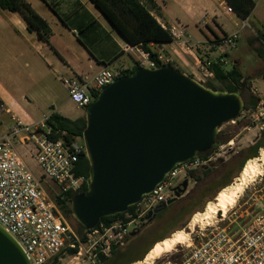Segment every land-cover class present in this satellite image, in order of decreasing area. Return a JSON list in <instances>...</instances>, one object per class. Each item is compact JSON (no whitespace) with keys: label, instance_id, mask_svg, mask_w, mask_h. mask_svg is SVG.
Returning <instances> with one entry per match:
<instances>
[{"label":"built area","instance_id":"2783aa9c","mask_svg":"<svg viewBox=\"0 0 264 264\" xmlns=\"http://www.w3.org/2000/svg\"><path fill=\"white\" fill-rule=\"evenodd\" d=\"M223 9L232 13L228 7ZM165 30L173 42L186 44L183 42L182 26L176 24ZM235 39L236 35L223 37L217 46L220 49L233 48ZM122 52L132 55L138 68H158L140 46L126 44ZM157 60L164 63L160 56ZM122 73V70L103 67L92 76L59 77V81L69 100L76 107L85 109L102 89L122 77ZM261 82L264 84V75ZM249 92L257 99L254 109L242 111L238 119L226 124L234 125L237 120H241L252 124L261 134L264 132V87L252 85ZM48 117L49 115L43 117L33 125L16 121L0 138V227L14 239L30 264H46L57 256H68V251L76 247L78 252L74 256H79L82 243L42 187V182L48 181L62 192L77 193L85 179L75 176L74 171L78 155L81 152L85 155L84 147L77 145L78 139L70 144L50 139V131L46 125ZM18 145L30 150L31 157L41 170L38 178L24 163L17 149ZM231 145L232 141H229L216 146L205 158L195 156L190 161L175 166L150 194L130 207L133 208L131 212L121 214L123 216L108 227L101 224L85 232L86 241L87 236H94L93 246L100 248V253L108 258L113 249L124 247L127 240L132 238L131 233L137 232L146 223L149 214L174 198L175 189L184 180L188 183L192 180L195 184L193 176L223 160L232 149ZM262 150L264 154V149ZM260 182L264 183V164ZM253 207L254 214L245 225L213 228L205 233L199 231L196 242L191 244L178 264H264V192L262 198L254 201ZM96 249L93 258L97 261Z\"/></svg>","mask_w":264,"mask_h":264},{"label":"water","instance_id":"95a60500","mask_svg":"<svg viewBox=\"0 0 264 264\" xmlns=\"http://www.w3.org/2000/svg\"><path fill=\"white\" fill-rule=\"evenodd\" d=\"M243 107L238 94L212 91L167 64L138 68L107 85L84 109L81 140L89 169L85 192L71 200L72 219L85 233L102 217L124 214L175 166L210 151L219 129L238 119ZM187 188L184 180L174 198L157 207L146 222ZM95 254L99 263L105 261L100 248ZM0 264H30L1 227Z\"/></svg>","mask_w":264,"mask_h":264},{"label":"crops","instance_id":"0c3cea01","mask_svg":"<svg viewBox=\"0 0 264 264\" xmlns=\"http://www.w3.org/2000/svg\"><path fill=\"white\" fill-rule=\"evenodd\" d=\"M24 1L48 24L51 35L48 44L40 41L35 33L27 30L25 22L18 14L0 10V118L1 114L9 118L7 124L3 125L0 121V138L16 121L33 125L51 112L63 116L52 96L54 94L52 89L56 84L65 90L59 77L92 76L103 67L126 71L136 66L134 57L122 52L128 43L90 0ZM154 2L162 15L161 18H157L161 27L166 29L176 24L182 26L183 42L186 44L179 42L152 44L149 46L150 49L198 83L212 80L213 76L208 72L206 65L218 58L226 65L224 58L227 56V52L213 42L234 34L228 32L221 18L227 16L230 20L241 22V25L243 22L233 13L227 11L228 14L225 13L223 8L227 6L222 0H154ZM217 8H220L224 15L219 16ZM60 18L66 19L71 28L65 27ZM91 20L95 22L94 26L97 25V29L94 34L87 35L85 41L94 56L80 44L77 34L78 27L86 26ZM193 27L200 30L203 38L192 33ZM205 30L208 33L205 34ZM33 53L42 60L47 72L52 75V82L47 78L35 76L33 69L30 72H14L9 69V65L18 58L33 61V55L31 57ZM114 58H116L114 62L107 64ZM234 63L238 64V60ZM29 83L40 84L42 90L46 92V107L49 110L47 114L44 109L35 112L34 108L29 107L23 112L18 108V103L25 97V85ZM14 110L19 112L14 114ZM18 147L27 151L26 147L19 145ZM209 170L210 168L203 171ZM203 171H199L196 176L202 179ZM231 178L233 179V176Z\"/></svg>","mask_w":264,"mask_h":264},{"label":"rangeland","instance_id":"374dc122","mask_svg":"<svg viewBox=\"0 0 264 264\" xmlns=\"http://www.w3.org/2000/svg\"><path fill=\"white\" fill-rule=\"evenodd\" d=\"M253 2L255 6L248 22L242 21L243 23L241 25V22L230 20L227 16L221 18V21L227 28L228 32L230 34L234 33L232 35H236V39L233 41V48L224 47L223 49L227 52V56L224 58L226 62L224 68L226 70L230 69L233 63L238 60V69L244 79L250 82V87L255 85L259 88H263L264 84L261 82V79L264 75V0H253ZM217 12L219 16L224 15L220 8H217ZM225 13L228 14L227 12ZM192 31L196 37L203 38V34L200 30L193 27ZM204 33L206 34L208 31L205 30ZM257 35H259L260 38H258ZM32 55L34 57L33 61L30 59L27 61L18 58L16 62L9 65V69L14 72H30V70L33 69L35 76L47 78L48 81L52 82V75L47 72L42 60L39 59L35 53L31 54V57ZM162 61L165 64L168 63V60L164 57H162ZM215 86L217 88H222L221 85L218 84H215ZM25 87V97L23 101L21 100L20 103H18V108L22 109L23 112L27 111L29 107L34 108L35 112L44 109L45 114H47L49 112L48 107H46L47 95L46 92L42 90V86L40 84L29 83L28 85L26 84ZM52 90L54 92L52 96L54 97L57 106H59L58 110H60V113L63 116L69 117L73 120L84 117V109L76 107L69 100V96L63 88H60L56 84ZM249 95L250 92L246 91L242 98L244 102L248 100ZM18 110H14L13 113L17 114L21 111ZM1 117L0 121H2V124H7L9 118L2 114ZM219 133L221 134V140H224L225 138L227 142L232 141V149L227 152L223 160L213 164L210 167L207 176H203L202 179L196 181V184H193L192 180H189L187 194H185L177 204L171 206L170 209L168 208L169 210L161 217H158L157 220L145 227L139 236L128 239L124 247H120L117 250L118 253L123 254L121 259H118L114 263L113 258L110 257L109 261L104 264H126L128 261H131V259H140L144 252L153 243L171 236L176 231L182 230L185 233L187 232L186 234H188L189 237L188 241L181 246H176L170 253L164 254L160 258L151 262V264H178L181 262L183 255L188 251L191 244L196 242L195 239L199 231L205 233L213 228L230 227L235 224H246L245 222L254 214V201L262 198L264 192V183L260 182V177H258L256 182L244 192L235 207L227 214L223 221L214 223L212 226L204 229L195 227L193 228L192 233H190L187 228L192 215L195 212L202 211L206 201L210 199L211 193L225 184H228L231 180V176H239L240 166L245 162V159L252 157L250 147L259 139L260 135L252 124L244 123L241 120H237L234 125L224 124L219 129ZM223 136L224 138H222ZM77 145L83 146L82 140L78 139ZM221 145H223V143H216L209 154ZM17 149L26 166L30 169L33 175L38 178L41 174V170L31 157V153H29L30 150L28 149L27 151H24L19 147ZM258 154L255 158L258 157ZM262 173L263 165L261 166V174ZM234 179H232L231 182H233ZM42 187L45 190L54 189V185L48 181L42 182ZM182 207H185L186 210L183 214L179 211ZM66 222L73 233L79 238L75 231L77 228L75 222L70 220H66ZM94 240V236H87L86 243H80V255L71 257L63 255L59 258L60 264H91V261H93V264H100L93 258L94 249L97 248L93 246ZM142 261L134 262L132 264H138Z\"/></svg>","mask_w":264,"mask_h":264},{"label":"trees","instance_id":"16d2710c","mask_svg":"<svg viewBox=\"0 0 264 264\" xmlns=\"http://www.w3.org/2000/svg\"><path fill=\"white\" fill-rule=\"evenodd\" d=\"M91 3L97 8L101 15L113 26V28L120 34V36L131 46H140L142 50L149 54V57L152 61L155 62L157 67L164 65V63L158 61V55L155 54L151 49L150 45H160L172 43V37L169 33L161 27L158 23L157 18H161L160 9L155 4L154 0H90ZM226 6L232 11V13L241 21H247L251 16V13L254 9L253 0H223ZM0 10L7 11L10 13L18 14L21 19L25 22L27 30L31 33H35L38 40L43 41L48 44L51 31L48 24L38 16L31 6L26 3L24 0H0ZM61 19V22L70 29V25L66 22V19ZM81 23L80 21H78ZM91 20L86 26L78 27L77 34L79 37L80 44L90 53L91 56H94L93 52L90 50L89 44L85 41L87 35H92L97 29V25ZM260 38L259 35H257ZM220 43V39H217L213 42L216 46ZM118 58V57H116ZM112 59L111 64L116 60ZM167 65L173 66L172 63H166ZM225 64L221 62V58H218L215 61H210L206 67L213 78L210 81L201 83L205 88H208L212 91H221L228 93H236L242 98L246 91H249L250 82L244 79L236 63H233L230 69L226 70L224 68ZM136 69L137 66L133 67L131 70L123 71V76L131 75ZM215 84L221 85L222 88H217ZM257 104V99L249 95L248 100L244 102L243 111L254 109ZM46 125L50 131L49 138L56 141L62 140L65 144H70L76 139L81 140V132L85 127L84 117L78 118L76 120L67 119L59 114L51 112L49 114ZM221 134L218 133L216 143H226L227 141L221 140ZM252 157L245 159L247 162L250 159L255 158L258 154L259 149H264V132L259 135V139L250 147ZM211 151V150H210ZM210 151L204 154H197L196 156L205 158ZM245 162L240 166L239 171L242 169ZM88 169L89 164L83 152L78 155V162L75 168V176H82L85 179L82 187L77 193L62 192L61 189L54 186L53 190H46L51 200L54 202L57 209L61 212L65 220L74 221L71 217L70 203L72 198L78 194L83 193L86 190V180L88 178ZM209 171H203L202 176H207ZM193 176V175H192ZM237 177L234 176L233 179ZM193 180L199 181L200 178L193 176ZM232 178L228 184L218 188L210 197V202L216 193L222 188L227 187L231 184ZM133 208H129L127 212H131ZM180 213L183 214L186 210L185 207H182ZM178 211V212H179ZM201 212V211H200ZM123 215H116L113 217H102L99 223L96 225H103L108 227L116 219L122 217ZM75 222V221H74ZM77 228L75 229L76 234L79 236L82 243L86 242V233L83 232L82 228L75 222ZM163 240V239H162ZM161 241V240H160ZM159 242V241H158ZM156 243V242H155ZM153 243L142 255L140 259H131L126 264H132L134 262L142 261L145 258V255L152 249L154 246ZM78 248L69 250L67 255L69 257L77 254ZM123 256L122 253H118L116 249L111 251V254L104 262V264L109 261L110 257L113 258L114 263L121 259ZM60 256L55 257L46 264H60ZM135 260V261H134Z\"/></svg>","mask_w":264,"mask_h":264},{"label":"bare ground","instance_id":"6f19581e","mask_svg":"<svg viewBox=\"0 0 264 264\" xmlns=\"http://www.w3.org/2000/svg\"><path fill=\"white\" fill-rule=\"evenodd\" d=\"M263 160V150L260 149L257 158L245 162L239 176L231 182V185L229 184L227 187L218 191L213 201L207 202L201 212H195L192 215L187 226L189 232L192 233L195 227L204 229L212 226L214 223L223 221L227 214L235 207L244 192L261 176ZM186 233L179 230L171 236L156 242L146 254L144 260L138 264H151L152 261L160 258L162 255L170 253L176 246L185 244L189 238Z\"/></svg>","mask_w":264,"mask_h":264},{"label":"flooded vegetation","instance_id":"af4514ba","mask_svg":"<svg viewBox=\"0 0 264 264\" xmlns=\"http://www.w3.org/2000/svg\"><path fill=\"white\" fill-rule=\"evenodd\" d=\"M196 184V182H195ZM185 194V193H184ZM183 194V195H184ZM187 194V193H186ZM185 196V195H184ZM183 196V197H184ZM183 197H179L178 199H176L172 204H170L169 206H167L164 210H162L161 212H159L158 214L155 215V217L150 221V222H146V224H143V226H141V228L137 231V234L133 237H137L140 235V233L144 230L145 227H147L148 225H150L151 223H153L155 220L158 219V217H161L166 211H168L170 209L171 206L175 205L178 203V201L183 198ZM169 208V209H168ZM132 237V238H133Z\"/></svg>","mask_w":264,"mask_h":264}]
</instances>
